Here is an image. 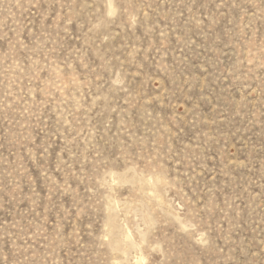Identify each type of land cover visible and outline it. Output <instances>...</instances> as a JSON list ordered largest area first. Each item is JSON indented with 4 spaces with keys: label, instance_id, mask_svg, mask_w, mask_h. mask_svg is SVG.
Masks as SVG:
<instances>
[{
    "label": "rangeland",
    "instance_id": "374dc122",
    "mask_svg": "<svg viewBox=\"0 0 264 264\" xmlns=\"http://www.w3.org/2000/svg\"><path fill=\"white\" fill-rule=\"evenodd\" d=\"M0 264H264V0H0Z\"/></svg>",
    "mask_w": 264,
    "mask_h": 264
}]
</instances>
